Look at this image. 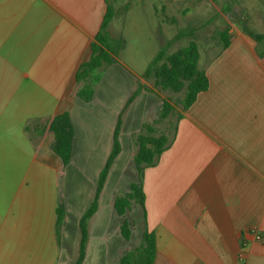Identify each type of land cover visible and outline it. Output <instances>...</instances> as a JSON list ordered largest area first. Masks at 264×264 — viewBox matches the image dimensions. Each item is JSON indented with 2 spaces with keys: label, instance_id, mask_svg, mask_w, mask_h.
<instances>
[{
  "label": "crops",
  "instance_id": "1",
  "mask_svg": "<svg viewBox=\"0 0 264 264\" xmlns=\"http://www.w3.org/2000/svg\"><path fill=\"white\" fill-rule=\"evenodd\" d=\"M176 1H162L159 21L157 3L113 1L106 33L115 62L84 102L75 73L90 57L105 0H0V264L74 263L79 220L111 151L117 117L138 84L147 91L123 113L121 150L88 221L82 264H118L140 245L144 224L155 236L154 264H264V49L222 10L217 17L232 27L230 44L222 50L214 35L202 46L194 40L208 89L165 121L171 144L144 170V212L137 203L123 217L114 210L115 197L138 181L132 136L160 114L154 78L145 72L166 43L183 35L171 14ZM134 10L145 11L151 27L130 39ZM201 18L206 25L207 13ZM64 111L74 131L67 166L52 152L48 131ZM123 222L129 241L120 233Z\"/></svg>",
  "mask_w": 264,
  "mask_h": 264
},
{
  "label": "trees",
  "instance_id": "2",
  "mask_svg": "<svg viewBox=\"0 0 264 264\" xmlns=\"http://www.w3.org/2000/svg\"><path fill=\"white\" fill-rule=\"evenodd\" d=\"M113 1L115 0H105V14L102 19L100 31L90 45V57L80 65L75 73V82L78 85L76 95L84 102H90L93 99L94 88L102 77L103 69L115 62L110 49V39L106 33V29L113 17ZM242 30L254 39L257 44L263 46L264 49L263 34H256L245 28ZM229 31V27H225L214 33V37L220 43L222 50H225L230 44ZM262 54H264V50L260 55ZM198 60V47L194 41L189 42L185 47L176 50L170 55H166L165 51L162 50L148 64L145 77H153L155 88H159L161 91H170L172 93L182 92L183 95L178 103L181 106V110L186 112L196 101L198 95L208 89V78L204 71L198 70ZM142 91H147V88L138 84L133 93L128 97L117 117L112 135L111 151L98 175L93 198L78 223V252L77 258L72 264H82L84 261L88 241V221L98 208L99 195L110 168L121 150L119 133L123 113ZM174 111L175 109L169 100L161 99V109L158 119L153 123L143 124L140 131L132 136L134 146L133 163L136 168L138 181L136 184L130 186L128 193L115 197L113 207L118 216L123 217L130 210L132 203L139 204L144 212V195L142 192L144 170L153 167L157 163L160 155L171 144L167 134L165 132H159L156 129V125L166 121ZM178 118H180V115ZM48 131L53 135L51 144L52 152L60 159L63 166H67L71 160L72 141L74 137L69 113L64 111L52 118L48 123ZM62 221L63 212L61 208H58L56 210L55 223L57 240L59 239ZM120 233L124 240L129 241L131 231L127 222H123L120 226ZM155 254V236L146 229L144 224L140 245L131 251H127L121 257L118 264H154Z\"/></svg>",
  "mask_w": 264,
  "mask_h": 264
},
{
  "label": "rangeland",
  "instance_id": "3",
  "mask_svg": "<svg viewBox=\"0 0 264 264\" xmlns=\"http://www.w3.org/2000/svg\"><path fill=\"white\" fill-rule=\"evenodd\" d=\"M149 1L157 3L159 6V10L156 12V19L159 21L160 18H162L160 7L163 0ZM236 5L237 8L235 7ZM232 6L231 15L229 12L227 13L226 10H229ZM199 9H201V11H199ZM221 10L229 21L233 18V24L236 29H240L242 26L239 24L243 22L245 24L243 28L247 30L252 32L264 31V0H180L174 3L171 14L176 21L174 25L175 30L179 33H183V35L178 37L175 41L166 43V46L164 45L166 55H170V53L172 54V52L185 47L189 42L195 39H198L199 46H202L204 43L200 41L201 39L205 37V39H207L210 35H214L215 32L225 27L231 29L232 27L230 25H225L221 22V19L217 17V12ZM203 13H207L206 25L204 18L199 20V14L202 17ZM128 16L131 17L127 19V28L130 27L132 29V32H129L130 39L134 38V36L131 35H134L136 32L137 36L140 30L143 36L148 34L151 26L145 11L140 13L138 10H134ZM144 43H141V45L143 46ZM156 90L158 91L160 100L161 98L167 99L173 105L174 109L177 111L181 109L178 101L183 95L182 92L172 93L170 91H161L159 88H156ZM156 129L159 132H167V123L164 121L157 124Z\"/></svg>",
  "mask_w": 264,
  "mask_h": 264
},
{
  "label": "built area",
  "instance_id": "4",
  "mask_svg": "<svg viewBox=\"0 0 264 264\" xmlns=\"http://www.w3.org/2000/svg\"><path fill=\"white\" fill-rule=\"evenodd\" d=\"M256 239L258 240L259 239V237L258 236H256ZM241 260L243 259V258H240Z\"/></svg>",
  "mask_w": 264,
  "mask_h": 264
}]
</instances>
